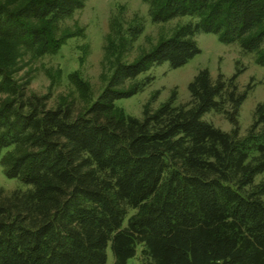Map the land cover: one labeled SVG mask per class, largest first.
I'll list each match as a JSON object with an SVG mask.
<instances>
[{
  "label": "trees",
  "instance_id": "trees-1",
  "mask_svg": "<svg viewBox=\"0 0 264 264\" xmlns=\"http://www.w3.org/2000/svg\"><path fill=\"white\" fill-rule=\"evenodd\" d=\"M152 23L188 17L132 63L113 22L105 52L110 75L83 108L37 96L12 77L19 50L55 53L65 34L58 25L85 0L0 2V152L4 176L25 190L0 189V264H126L140 247L139 264H264V102L239 134L238 114L251 86L240 90L241 70L212 79L200 70L187 85L189 101L175 93L141 118L115 106L140 92L152 67L184 66L199 50V33L254 54L264 68V0H142ZM127 38V42L125 38ZM78 73L70 81L87 98ZM221 115L223 132L202 116ZM125 222V224H124Z\"/></svg>",
  "mask_w": 264,
  "mask_h": 264
},
{
  "label": "rangeland",
  "instance_id": "rangeland-1",
  "mask_svg": "<svg viewBox=\"0 0 264 264\" xmlns=\"http://www.w3.org/2000/svg\"><path fill=\"white\" fill-rule=\"evenodd\" d=\"M115 21L121 23L123 36L129 24H137L141 28L139 35L129 44L126 43L121 58L123 63H132L161 39L169 38L178 26L190 22V19L183 17L155 24L151 22L147 6L142 0H85L80 10L58 25L55 34L65 35L61 37L57 51L34 57L29 52L19 50L20 56L16 58L17 66L12 78L18 84L27 83L26 88L37 96L48 95L49 106L64 102L72 104L75 109L86 107L101 92L110 75L111 64L107 61L109 54L105 52L106 38L108 35L115 38L116 28L112 25ZM124 38L127 42V38ZM194 41L199 54L177 69H170L167 64L152 67L135 80L139 82L149 77L151 81L137 94L116 101L115 106L126 115L139 119L143 105L154 93H157V97L150 105L152 110L165 103L172 93H175L174 105H184L189 101L187 85L198 71L206 69L212 79L218 74L228 79L238 69L241 70L236 80L238 88L243 90L247 85L251 86L238 114L239 134L243 135L251 124L255 106L264 102V68L255 63L254 54L241 52L236 44L224 45L216 35L199 33L195 35ZM73 73H78L77 76L89 85L87 98H81L71 83L70 76ZM202 120L223 132L231 129L223 116L212 112L204 114ZM5 153L0 152V161ZM262 178L264 172L256 176L254 182L258 183ZM0 189L5 194L25 190L18 180L4 176L1 163ZM139 251L140 247L126 264H139ZM106 256L107 264H112L109 248Z\"/></svg>",
  "mask_w": 264,
  "mask_h": 264
}]
</instances>
